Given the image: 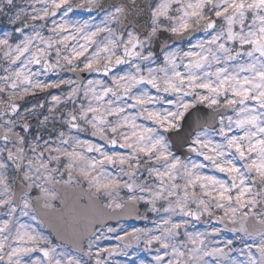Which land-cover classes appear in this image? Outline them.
I'll return each instance as SVG.
<instances>
[{
    "label": "snow or ice",
    "instance_id": "1",
    "mask_svg": "<svg viewBox=\"0 0 264 264\" xmlns=\"http://www.w3.org/2000/svg\"><path fill=\"white\" fill-rule=\"evenodd\" d=\"M0 264H264V0H0Z\"/></svg>",
    "mask_w": 264,
    "mask_h": 264
}]
</instances>
